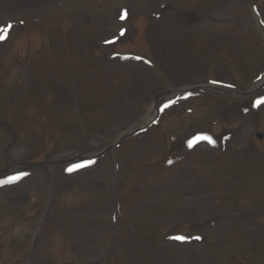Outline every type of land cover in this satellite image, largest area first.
<instances>
[{"label":"rangeland","instance_id":"obj_1","mask_svg":"<svg viewBox=\"0 0 264 264\" xmlns=\"http://www.w3.org/2000/svg\"><path fill=\"white\" fill-rule=\"evenodd\" d=\"M169 1L0 0V27L12 26L0 41V169L32 168L0 189V264H71L67 235L83 264H264V89L181 96L146 136L70 166L154 119L175 89L247 91L264 75L249 0Z\"/></svg>","mask_w":264,"mask_h":264},{"label":"snow or ice","instance_id":"obj_2","mask_svg":"<svg viewBox=\"0 0 264 264\" xmlns=\"http://www.w3.org/2000/svg\"><path fill=\"white\" fill-rule=\"evenodd\" d=\"M126 12L124 13V15L121 17L122 19L124 18V16H126ZM12 26L11 25H8L7 27H0V41H3L7 38V33L8 31L10 30ZM123 35V32L121 33ZM257 105L261 104V103H264V99H261V100H258L257 102ZM203 139H206V140H209V142H213L211 141V138L209 137H203ZM189 146L191 147L192 146V143L189 144ZM77 167H80V166H77ZM69 171H73L74 169H68ZM19 177H13V178H10L8 181H5V183H12V182H15V180H18ZM176 239H179V240H183L184 237H176Z\"/></svg>","mask_w":264,"mask_h":264}]
</instances>
